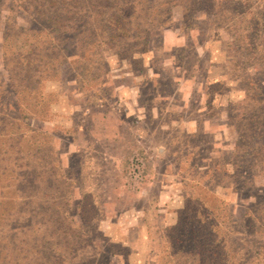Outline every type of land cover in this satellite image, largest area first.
I'll list each match as a JSON object with an SVG mask.
<instances>
[{
	"label": "rangeland",
	"instance_id": "obj_1",
	"mask_svg": "<svg viewBox=\"0 0 264 264\" xmlns=\"http://www.w3.org/2000/svg\"><path fill=\"white\" fill-rule=\"evenodd\" d=\"M153 1L140 3L153 12ZM188 1L161 6L159 20L141 26L146 42L135 27L100 46L95 26L69 30L60 73L42 84L43 100L34 94L32 116L0 88L7 131L18 118L31 129L0 141V156L28 149L31 179L27 213L6 222L11 204L0 205V264H197L170 250L189 239L196 197L208 191L217 208L206 226L232 227L217 248L224 264H264V138L236 149L254 112L247 92L264 101V51L242 40L260 28L264 46V0L186 10ZM18 10L0 0V85L4 22L31 18Z\"/></svg>",
	"mask_w": 264,
	"mask_h": 264
},
{
	"label": "trees",
	"instance_id": "obj_2",
	"mask_svg": "<svg viewBox=\"0 0 264 264\" xmlns=\"http://www.w3.org/2000/svg\"><path fill=\"white\" fill-rule=\"evenodd\" d=\"M140 1L15 0L18 11L31 16L27 24L24 25L18 23L15 16L8 17L4 22L2 57L7 78L2 80L0 88H4V91H6L5 88H8L16 97V110L20 112V107H23V111L30 116L36 113L33 111V107L35 108L34 94L38 92L43 100V95L39 92L42 84L59 75V64H61V57L64 55L62 41L66 38L69 30L73 32L77 30L76 26L80 24L86 27L95 26L93 32L89 29V34L99 39L98 46L124 41L126 37H130V31L134 27L139 32L137 37L140 38V34L143 35V41L146 42L147 32L142 30L141 26L159 20L158 18L162 13L161 11L158 13L157 10L163 5L167 6L166 12H171L173 5L170 4L173 0L170 2L162 0L157 4H153L156 0L153 1L149 6V9L154 10L153 12H148ZM189 1L188 4L190 5L185 8L186 10L204 7L199 4L202 3L201 0ZM231 1L235 4L236 0ZM214 7L216 5L213 6L211 0L205 6L207 9H214ZM93 14H96L97 17L93 18ZM66 19H69L72 25L67 26L65 24ZM260 19L258 18L256 27H258ZM261 33L262 30L256 28L254 32H248L242 38V40H247L246 45L250 46L253 43L256 50L254 53H257L258 50L264 51V46L260 47L258 42L262 36ZM232 36L235 41L240 39L234 38V33ZM91 42L87 44L89 45ZM256 96V93L250 95L247 92L250 107L254 112H251V116L248 118L250 123H245L248 130L247 134L244 133L241 137L242 145L240 146L237 143L236 149H246V147L253 149L251 140L257 138L255 140L257 142L260 138H264V101L257 99ZM41 102L39 101L37 104ZM1 111L0 124L6 120L3 110ZM10 124L16 126L12 132L7 131L8 123L1 124L0 141L16 134H20L19 138L23 139L25 137V133L21 130L23 126L27 127L29 132L31 131L30 126L19 118L12 120ZM26 152H28L26 148H17L15 154L3 153L0 156V205L11 204L6 205L9 210L1 212L6 222H11L15 216L27 213L24 210L23 200L28 197L27 189L31 179L30 166H28L29 160L25 157L27 156ZM204 194L209 195L213 202L206 204L207 199L204 197L207 195L196 197L200 208L195 209L193 217L196 220L193 222L192 229L186 231L187 235H190L189 239H175V244H171V246L174 248L178 242L180 246L177 250L171 249L170 251L174 257L184 254L192 258L197 264H224L223 256L225 252L220 254L217 248L223 242V238L228 235V232L232 231V227L227 224V227H225L227 231L225 230V232L222 227L220 228L219 223L215 224V230H210L206 226L212 216V209L217 208V200L213 196V191ZM220 203L223 202L220 201ZM223 206L226 208L227 205L224 204ZM203 210L205 213H203ZM60 213V211L57 212L58 215ZM179 233L182 237L186 235L181 232V229ZM213 235L219 237L216 239ZM221 255L222 258H220Z\"/></svg>",
	"mask_w": 264,
	"mask_h": 264
},
{
	"label": "built area",
	"instance_id": "obj_3",
	"mask_svg": "<svg viewBox=\"0 0 264 264\" xmlns=\"http://www.w3.org/2000/svg\"><path fill=\"white\" fill-rule=\"evenodd\" d=\"M141 167H142V159H140L139 157L133 158L132 171L134 177H139V175L141 174Z\"/></svg>",
	"mask_w": 264,
	"mask_h": 264
}]
</instances>
